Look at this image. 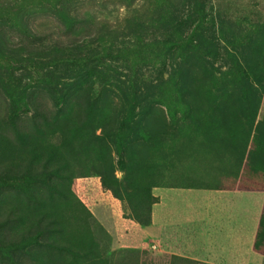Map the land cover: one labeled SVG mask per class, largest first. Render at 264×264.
Returning <instances> with one entry per match:
<instances>
[{
    "label": "rangeland",
    "instance_id": "rangeland-1",
    "mask_svg": "<svg viewBox=\"0 0 264 264\" xmlns=\"http://www.w3.org/2000/svg\"><path fill=\"white\" fill-rule=\"evenodd\" d=\"M264 191V0H0V264L166 257L167 187Z\"/></svg>",
    "mask_w": 264,
    "mask_h": 264
},
{
    "label": "crops",
    "instance_id": "crops-1",
    "mask_svg": "<svg viewBox=\"0 0 264 264\" xmlns=\"http://www.w3.org/2000/svg\"><path fill=\"white\" fill-rule=\"evenodd\" d=\"M151 216L157 243L171 260L199 264H264V191L167 187ZM264 227V225H263Z\"/></svg>",
    "mask_w": 264,
    "mask_h": 264
},
{
    "label": "trees",
    "instance_id": "trees-1",
    "mask_svg": "<svg viewBox=\"0 0 264 264\" xmlns=\"http://www.w3.org/2000/svg\"><path fill=\"white\" fill-rule=\"evenodd\" d=\"M263 222H262V227L260 229V234L258 235V239H262V236L264 235V227H263Z\"/></svg>",
    "mask_w": 264,
    "mask_h": 264
}]
</instances>
